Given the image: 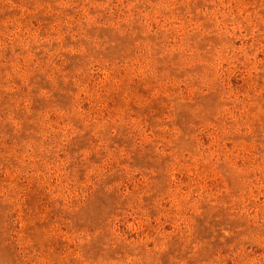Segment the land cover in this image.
Segmentation results:
<instances>
[{
    "label": "rangeland",
    "instance_id": "374dc122",
    "mask_svg": "<svg viewBox=\"0 0 264 264\" xmlns=\"http://www.w3.org/2000/svg\"><path fill=\"white\" fill-rule=\"evenodd\" d=\"M0 264H264V0H0Z\"/></svg>",
    "mask_w": 264,
    "mask_h": 264
}]
</instances>
